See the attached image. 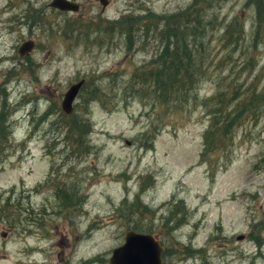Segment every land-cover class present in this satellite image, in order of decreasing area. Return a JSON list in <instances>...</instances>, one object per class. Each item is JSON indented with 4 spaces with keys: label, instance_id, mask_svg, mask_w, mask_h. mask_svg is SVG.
<instances>
[{
    "label": "rangeland",
    "instance_id": "rangeland-1",
    "mask_svg": "<svg viewBox=\"0 0 264 264\" xmlns=\"http://www.w3.org/2000/svg\"><path fill=\"white\" fill-rule=\"evenodd\" d=\"M52 1L0 0V264H110L129 230L161 243V264H264V0H71L69 13ZM193 17L197 101L132 95L161 48L155 28ZM247 89L262 95L254 114L213 132L208 102ZM63 115L88 119V152L65 146Z\"/></svg>",
    "mask_w": 264,
    "mask_h": 264
},
{
    "label": "trees",
    "instance_id": "trees-1",
    "mask_svg": "<svg viewBox=\"0 0 264 264\" xmlns=\"http://www.w3.org/2000/svg\"><path fill=\"white\" fill-rule=\"evenodd\" d=\"M196 20L193 17L192 20H184V18L179 19H168L170 23L169 27H163V29H158L156 25V33L159 34L160 46L161 48L156 52V59L152 60V66L148 70L135 71L133 74V79L137 83L142 85L139 92L132 94L137 97H144V99H151L153 105L162 108H172L171 103L178 102L188 103L189 101H197V96L194 94V90L197 88L198 79L197 76L200 72L199 67L192 65V59L196 58V53L187 50L186 45H184V40L188 33V29L183 28L187 26L188 22L193 23ZM145 34L147 35L149 31V25L145 27ZM192 28V27H191ZM236 34V37L234 35ZM128 37L129 34L127 33ZM224 35L227 37L228 44H238L243 40V34L241 30H232L229 25L226 27ZM178 44H181L179 48ZM199 54V52H198ZM157 64V69L154 65ZM252 66L249 68L251 69ZM146 85L149 88L145 87ZM84 87V86H83ZM82 87V88H83ZM81 88V89H82ZM247 89L244 99H242L237 105H233L236 95L233 96L232 100L228 99L226 94L220 93L216 97L212 98L206 107L215 104L218 109L215 114V122L213 124V132L229 131V126L235 124V121L241 119L245 115L254 114L255 110L260 106L262 102V95H258L255 90ZM226 98V100H225ZM95 100L101 101L97 95L93 94ZM218 102V103H217ZM50 110L44 112L42 115L44 118H50ZM233 114V118H231ZM69 118L70 122L67 123L68 132L65 133L63 141L66 147L73 149H81L82 153L89 151L87 136L90 133L87 127L88 119L78 121L77 118H73L72 115L66 117ZM3 118L0 119V145L7 144L10 141V132L4 131V126L2 124ZM219 122V124H218ZM222 125V126H221ZM67 131V130H66ZM156 131V130H155ZM2 150V148H1ZM2 200H0L1 203ZM80 203L77 205L79 206ZM0 209L4 210V206L0 205ZM175 226V225H174ZM173 226V230L179 226ZM258 246L260 245L259 242Z\"/></svg>",
    "mask_w": 264,
    "mask_h": 264
},
{
    "label": "water",
    "instance_id": "water-1",
    "mask_svg": "<svg viewBox=\"0 0 264 264\" xmlns=\"http://www.w3.org/2000/svg\"><path fill=\"white\" fill-rule=\"evenodd\" d=\"M103 8L108 5V0H99ZM51 7L61 11H77L78 6L67 0H53ZM33 42L28 41L21 45L19 54L31 52ZM84 84V80L72 84L67 92L63 94L61 108L64 113L70 114L75 99ZM237 240H242L243 236H238ZM162 246L150 234L136 233L132 230L126 232L125 242L119 248L112 251L110 264H161Z\"/></svg>",
    "mask_w": 264,
    "mask_h": 264
},
{
    "label": "flooded vegetation",
    "instance_id": "flooded-vegetation-1",
    "mask_svg": "<svg viewBox=\"0 0 264 264\" xmlns=\"http://www.w3.org/2000/svg\"><path fill=\"white\" fill-rule=\"evenodd\" d=\"M67 1H69L70 3L76 4V5L78 6V10H79V7H80V6H79L76 2H73L74 0H73V1H71V0H67ZM97 1L99 2V0H97ZM109 1H110V0H108V4H109ZM107 6H108V5H107ZM107 6H106V7H107ZM49 7H51L50 4H49ZM106 7H105V8H106ZM105 8L102 7V10H104ZM52 9H53V8H52ZM54 10H56V9H54ZM78 10H77V11H61V12H68V13H69V12H78ZM58 11H59V10H58ZM32 50H33V49H32Z\"/></svg>",
    "mask_w": 264,
    "mask_h": 264
}]
</instances>
